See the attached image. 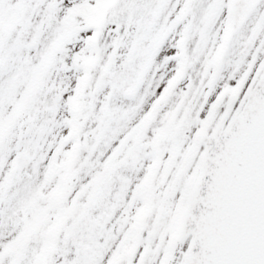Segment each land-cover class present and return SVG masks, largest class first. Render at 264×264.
I'll use <instances>...</instances> for the list:
<instances>
[{
  "label": "snow or ice",
  "instance_id": "obj_1",
  "mask_svg": "<svg viewBox=\"0 0 264 264\" xmlns=\"http://www.w3.org/2000/svg\"><path fill=\"white\" fill-rule=\"evenodd\" d=\"M0 264H264V0H0Z\"/></svg>",
  "mask_w": 264,
  "mask_h": 264
}]
</instances>
